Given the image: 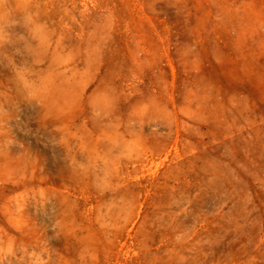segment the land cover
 Instances as JSON below:
<instances>
[{
  "label": "rangeland",
  "instance_id": "1",
  "mask_svg": "<svg viewBox=\"0 0 264 264\" xmlns=\"http://www.w3.org/2000/svg\"><path fill=\"white\" fill-rule=\"evenodd\" d=\"M0 264H264V0H0Z\"/></svg>",
  "mask_w": 264,
  "mask_h": 264
}]
</instances>
